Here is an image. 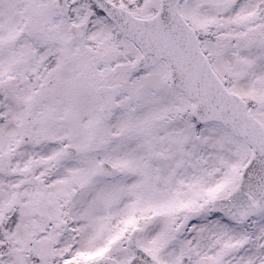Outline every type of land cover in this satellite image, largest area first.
Listing matches in <instances>:
<instances>
[{
    "label": "snow or ice",
    "instance_id": "1",
    "mask_svg": "<svg viewBox=\"0 0 264 264\" xmlns=\"http://www.w3.org/2000/svg\"><path fill=\"white\" fill-rule=\"evenodd\" d=\"M0 264H264V0H0Z\"/></svg>",
    "mask_w": 264,
    "mask_h": 264
}]
</instances>
